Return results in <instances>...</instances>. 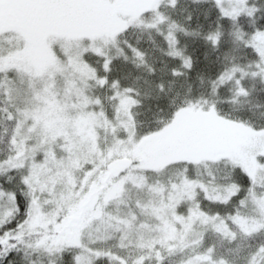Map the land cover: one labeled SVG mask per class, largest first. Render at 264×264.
Segmentation results:
<instances>
[{
  "label": "snow or ice",
  "instance_id": "6c2138e0",
  "mask_svg": "<svg viewBox=\"0 0 264 264\" xmlns=\"http://www.w3.org/2000/svg\"><path fill=\"white\" fill-rule=\"evenodd\" d=\"M0 264H264V0H0Z\"/></svg>",
  "mask_w": 264,
  "mask_h": 264
}]
</instances>
